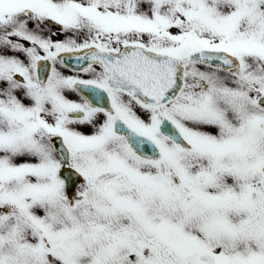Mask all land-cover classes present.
I'll list each match as a JSON object with an SVG mask.
<instances>
[{
	"label": "snow or ice",
	"instance_id": "1",
	"mask_svg": "<svg viewBox=\"0 0 264 264\" xmlns=\"http://www.w3.org/2000/svg\"><path fill=\"white\" fill-rule=\"evenodd\" d=\"M0 264H264V0H0Z\"/></svg>",
	"mask_w": 264,
	"mask_h": 264
}]
</instances>
